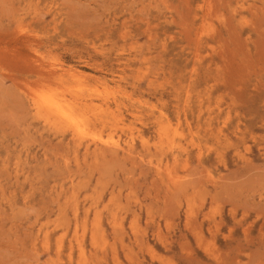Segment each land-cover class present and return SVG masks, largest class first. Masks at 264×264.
<instances>
[{
    "label": "rangeland",
    "instance_id": "1",
    "mask_svg": "<svg viewBox=\"0 0 264 264\" xmlns=\"http://www.w3.org/2000/svg\"><path fill=\"white\" fill-rule=\"evenodd\" d=\"M0 264H264V0H0Z\"/></svg>",
    "mask_w": 264,
    "mask_h": 264
},
{
    "label": "bare ground",
    "instance_id": "2",
    "mask_svg": "<svg viewBox=\"0 0 264 264\" xmlns=\"http://www.w3.org/2000/svg\"><path fill=\"white\" fill-rule=\"evenodd\" d=\"M44 98V97H43ZM50 98V97H49ZM45 99V98H44ZM50 99H52V98H50ZM42 102H43V100H42ZM43 103H45V102H43ZM37 104V103H36ZM39 104V103H38ZM46 105L45 106H48L49 108H48V110L49 109H52V110H54V111H57V112H59L60 114H62V115H64V116H66L65 115V113L63 112L64 110H63V108L61 109V106H59L56 102H54V101H49L48 100V102H46L45 103ZM37 107H39V106H37ZM44 108H47V107H44ZM51 111V110H50ZM48 112V111H47ZM46 112V113H47ZM51 114V113H50ZM46 115V114H45ZM46 117V116H45ZM58 118V117H57ZM68 121V120H67ZM75 126H76V128L78 129V126L76 125V124H74Z\"/></svg>",
    "mask_w": 264,
    "mask_h": 264
}]
</instances>
